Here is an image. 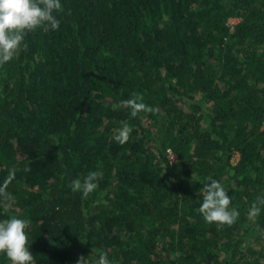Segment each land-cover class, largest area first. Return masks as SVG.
<instances>
[{
  "label": "trees",
  "instance_id": "16d2710c",
  "mask_svg": "<svg viewBox=\"0 0 264 264\" xmlns=\"http://www.w3.org/2000/svg\"><path fill=\"white\" fill-rule=\"evenodd\" d=\"M61 3L59 30L0 66V220L31 221L35 264H264V207L248 218L264 197V0ZM134 92L152 112L114 108ZM90 171L98 187L74 193ZM209 176L231 227L198 212Z\"/></svg>",
  "mask_w": 264,
  "mask_h": 264
},
{
  "label": "clouds",
  "instance_id": "9594fccd",
  "mask_svg": "<svg viewBox=\"0 0 264 264\" xmlns=\"http://www.w3.org/2000/svg\"><path fill=\"white\" fill-rule=\"evenodd\" d=\"M63 11L61 0H0V66H3L18 58L21 50H27L28 44L25 37L29 33H35L38 29L48 31L59 30L61 21L57 13ZM127 108L132 118L142 112H152L153 109L143 102V95L133 93L132 98L120 101L114 108ZM132 129L127 124L123 125L114 135V139L121 145L130 139ZM62 153H59V157ZM30 170V169H26ZM14 171L8 179L0 185V202H10L12 194L7 191ZM102 174L98 171H90L83 181L74 179L69 187L75 192H81L84 197L95 191ZM192 180H195L193 173ZM208 182L203 184L200 194L203 202L198 212L208 224H215L217 229L224 226L231 227L239 217V212L231 207V197L219 180L211 176ZM264 207V197H257L249 209V219L255 221ZM31 221L12 216L0 220V253H4L11 264H35L34 255L29 248L28 229ZM77 264H87L86 258L81 256ZM96 264H111L108 253L100 254Z\"/></svg>",
  "mask_w": 264,
  "mask_h": 264
},
{
  "label": "rangeland",
  "instance_id": "374dc122",
  "mask_svg": "<svg viewBox=\"0 0 264 264\" xmlns=\"http://www.w3.org/2000/svg\"><path fill=\"white\" fill-rule=\"evenodd\" d=\"M239 20H240L239 17H231L228 21H229V23H230L231 25H234V24H236ZM182 103H184V105H185V107H187V109H191L190 104H188V103H186V102H182ZM238 157H239L238 154L234 155V156H233V161L237 160ZM89 197H93V196H89ZM258 247H259V246H258Z\"/></svg>",
  "mask_w": 264,
  "mask_h": 264
},
{
  "label": "built area",
  "instance_id": "2783aa9c",
  "mask_svg": "<svg viewBox=\"0 0 264 264\" xmlns=\"http://www.w3.org/2000/svg\"><path fill=\"white\" fill-rule=\"evenodd\" d=\"M168 150H170V148Z\"/></svg>",
  "mask_w": 264,
  "mask_h": 264
}]
</instances>
